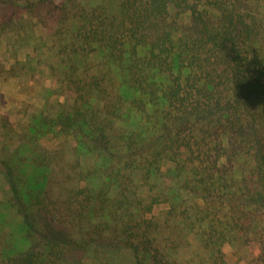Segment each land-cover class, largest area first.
<instances>
[{
    "label": "trees",
    "instance_id": "trees-1",
    "mask_svg": "<svg viewBox=\"0 0 264 264\" xmlns=\"http://www.w3.org/2000/svg\"><path fill=\"white\" fill-rule=\"evenodd\" d=\"M7 33L58 99L0 117V264H264V0H0Z\"/></svg>",
    "mask_w": 264,
    "mask_h": 264
},
{
    "label": "rangeland",
    "instance_id": "rangeland-1",
    "mask_svg": "<svg viewBox=\"0 0 264 264\" xmlns=\"http://www.w3.org/2000/svg\"><path fill=\"white\" fill-rule=\"evenodd\" d=\"M38 34L42 35V28H37ZM45 40L48 38L44 35ZM43 44L45 45V42ZM38 40L25 39L23 35L17 33H7L0 38V62L10 66L17 60L34 63L20 77L10 78L8 80L0 79V117L7 116L16 123L21 116L19 110H23L26 104H32L35 107H42L49 97L51 102H55L58 97L52 94L55 85L48 77L46 66L42 62L41 53L36 49ZM33 55L31 59L29 56ZM38 62L39 64H37ZM63 101V98H61ZM46 143L52 146L51 143ZM0 234L8 230L6 236L5 252L17 253L28 249L30 241L26 237V227L22 217L9 207L6 203H0ZM232 247L225 246V251L232 256Z\"/></svg>",
    "mask_w": 264,
    "mask_h": 264
}]
</instances>
